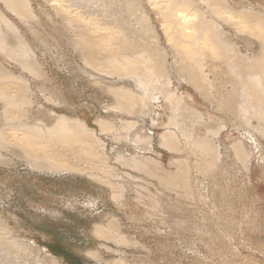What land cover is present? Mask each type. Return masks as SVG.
<instances>
[{
    "label": "rangeland",
    "instance_id": "rangeland-1",
    "mask_svg": "<svg viewBox=\"0 0 264 264\" xmlns=\"http://www.w3.org/2000/svg\"><path fill=\"white\" fill-rule=\"evenodd\" d=\"M228 2L236 10L248 9L264 15V0ZM31 6L40 24L30 27L14 13L5 12L29 43L32 60L39 64L41 78L0 54L2 67L23 77L25 83V86L17 84L20 80L15 82L9 76L13 82L2 80L3 88L7 86L11 91L19 85L26 87V92L32 88L33 96L36 94L32 96L36 104L30 107L26 101L24 108L6 107L7 116L2 115L5 105H2L4 99L0 98V120L12 121L4 128L7 132L3 133V145L0 144V219L7 229L20 233L23 238L36 240L38 245H47L50 249L47 260L55 255L63 261L49 259V264L52 261L56 264H264V122L252 115L248 124L236 129L224 128L215 136L213 133L217 132L218 126L207 116L229 124L233 115L227 118L218 110L217 104L212 105L191 85L175 79L173 84L178 87L177 93L188 92L193 97L194 105L202 110L205 121H210L215 132L207 133L200 118L192 120L187 110V107H193L192 101L186 100V95L182 97L184 104L180 103L176 109L168 108L162 98L160 107L155 108L154 115L147 117L145 122L139 114L126 112L124 115L115 107V93L103 87L113 82L95 83L91 69L80 55L62 34L56 35L57 20L52 7L43 0H32ZM188 9L191 13L197 10ZM201 11L209 15L207 7H202ZM133 17L136 23L141 18L142 23L155 30L159 49L166 48L168 59L173 63L176 56L173 42L166 35L163 19L153 12L148 0L139 5ZM51 18L55 19L51 21ZM224 23L223 28L232 33L240 53L247 52L246 40H252V48L260 50L263 28L243 18H230ZM232 60L227 56L216 58L220 69ZM3 68L0 74L7 72ZM112 76L114 85L123 86L117 74ZM217 82L227 88L222 76ZM2 85L1 91H8ZM47 110L81 120L84 127L98 129L101 121L113 124L114 128L102 135L110 159L118 158L120 147L127 154L138 153L139 148L129 141L127 131L134 129L147 139L152 133L149 151L153 152L144 155L152 156L154 160L147 169L122 163H112L115 168L93 169L91 162L83 156L86 154L83 148L73 140L75 149L83 154L76 159L77 164L83 163L86 167L80 172L83 174L31 166L15 155L14 151L20 149L19 142L15 146L18 140L14 137L22 130L16 129L14 123H36V118L50 123ZM125 118L136 119L137 126L129 125L132 123L123 121ZM152 118L157 121L156 125ZM166 124L179 130L176 136L178 149L159 144L160 133ZM113 135L121 141L116 147ZM204 136L213 138L216 157L205 154L197 145V138ZM235 143L242 146V154L235 149ZM170 174L176 178L177 175L186 177L189 188H184L180 179L177 185L165 180L164 177ZM94 249L99 256H94ZM100 256L102 261H98Z\"/></svg>",
    "mask_w": 264,
    "mask_h": 264
},
{
    "label": "bare ground",
    "instance_id": "bare-ground-1",
    "mask_svg": "<svg viewBox=\"0 0 264 264\" xmlns=\"http://www.w3.org/2000/svg\"><path fill=\"white\" fill-rule=\"evenodd\" d=\"M43 1L55 11L57 20V29L55 30L58 31L56 35L62 34L67 43L80 55L83 63L91 69L93 81L100 84L110 80L113 82V84L106 83L103 87L115 93V107L124 115L126 112L139 114L141 121L145 122L147 117L151 118L154 115L155 108L160 107L162 98L168 108L176 109L180 103L184 104L182 97L186 95V100L192 101L193 107H187L192 120L200 118L201 126L206 129L207 133L212 130L215 132L214 127H210V121H205L206 116L202 110L194 105L196 101L193 100V97L188 92L186 94L177 93L178 87L173 84L175 79L179 83L184 82L191 85L212 105L217 104L218 110L224 112L227 118H231L230 115H233L234 118L229 121V124L207 116L218 126L217 132L213 133L215 136L224 128L236 129L248 124L252 115L264 122V40H262L259 51L252 48V40H246L247 52L242 54L232 39V33L223 28L225 27L224 22L230 18H243L252 20L256 26L264 29V15L261 12H252L248 9L236 10L228 0H148L153 12L159 19H163L166 35L169 41L173 42V53L176 56L172 63L168 59L169 51L164 47L159 49L155 30L142 23L141 18L137 19V23L135 22L133 15L139 9V5H143L144 0ZM31 2L32 0H0V54L6 59L14 61L25 71L34 74L36 78L37 76L41 78L39 64L35 59L32 60L29 43L23 37L20 28L5 12L7 10L14 13L23 24L26 25L27 22L29 27L35 23L40 24V19L35 13V9L32 8ZM204 6L207 7L209 15L201 11ZM188 7L196 8L198 14L191 13ZM54 19L51 18V21ZM222 56L231 57L233 60L221 66L220 69L216 58ZM208 59L209 61H207ZM2 68L0 63V70ZM107 68L109 71L105 72ZM3 69L8 73L5 71L0 74V87L2 80L5 82L7 81L5 79H8L7 83L13 82L10 81L12 78L16 80L15 82L20 80L17 84L21 83L20 85L25 86L23 77L16 76L8 68ZM114 74H117V78L123 81V86L114 85L115 78L112 76ZM211 74L214 76H210ZM221 76L227 85L226 89L217 82L221 80ZM125 85L137 91H133ZM24 86L17 85L14 89L10 85L11 92L9 88H6L7 86L3 88L2 85L4 90L8 89V91L5 90L6 92H11L9 94L0 89L3 96L0 98L4 99L2 105H5L2 115L7 116L6 107L15 108L18 106L20 108L23 106L24 108L26 101L30 107L36 104L33 101V97L36 95L33 96V89L29 88V91L26 92ZM39 90L43 92L42 89ZM5 100L7 101L4 102ZM22 103L25 104L22 105ZM48 114L50 123L45 122L42 118H36V123L20 124L19 121L14 123L16 129L22 130L17 132L14 137L18 141L13 143L16 146L19 142L17 146L20 149L19 152L14 151L15 155L31 166L41 167L44 170L58 169L67 173L83 174L80 172H84L86 167L82 165L83 163H76L78 156L81 158L83 154L75 149L73 140L83 148L86 153L83 156L86 160L88 159L89 163L91 162L93 169L101 166L115 168L111 165L112 163L147 169L148 164L154 160L152 156L144 155L151 149L152 133L147 139L134 129L127 131V138L133 146L139 148L138 153L127 154L126 150L120 147V152L117 153L118 158L110 159L108 147L102 135L110 132L111 128H114L113 124L107 121L98 123V119L99 128L96 129L90 126L84 127L81 120L70 119L69 116L58 114L53 110H49ZM123 121L132 123L129 124L131 126H137L136 119L125 118ZM10 122L12 121H6L4 118L0 120L1 145H3V133L7 132L4 131V128L10 125L8 124ZM152 122L154 125L157 124L153 118ZM165 126V130L160 133L159 144L178 149L176 136L179 130H175L167 124ZM44 129L46 130L44 131ZM114 137L115 135H113ZM192 137L196 138L194 135ZM8 138L10 137L8 136ZM114 139L116 147L121 141L119 138ZM197 140V145L202 148L205 154L211 153L212 156H217V147L213 138L204 136L198 137ZM233 145L242 154V146L239 143ZM37 148L40 150H36ZM150 152L153 151L148 153ZM109 171L111 172V170ZM113 173L115 174V172ZM181 176L177 175L176 178L170 174L164 179L170 181L172 185H177L180 179L182 186L188 189V179ZM6 226L1 220L0 264H49V261L53 259L63 262L55 255L48 261L46 256L50 249L47 245H38L36 240L26 236L23 238L20 233L17 234L15 231L7 229ZM112 227L116 228V225L113 224ZM109 233L111 234V231ZM34 245L38 251L32 248ZM93 254L94 256L100 255L95 249ZM102 259L103 257L100 256L98 261H102ZM53 261L51 264H56Z\"/></svg>",
    "mask_w": 264,
    "mask_h": 264
}]
</instances>
